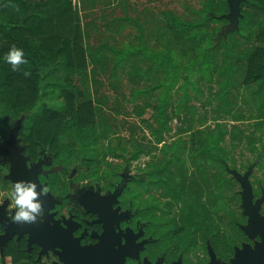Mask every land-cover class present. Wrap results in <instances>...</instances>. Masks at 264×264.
Returning a JSON list of instances; mask_svg holds the SVG:
<instances>
[{
  "label": "flooded vegetation",
  "instance_id": "flooded-vegetation-1",
  "mask_svg": "<svg viewBox=\"0 0 264 264\" xmlns=\"http://www.w3.org/2000/svg\"><path fill=\"white\" fill-rule=\"evenodd\" d=\"M215 3L222 28H230L227 16L236 7L231 0ZM238 6L236 28H264V0H239ZM25 121L0 134V182L32 181L37 191L41 182L53 192L41 197L43 219L31 224L11 222L10 202L0 196V264H233L238 250L253 246L240 222V192L232 206L221 191L232 176L221 143L186 150L201 157L199 166L174 154L163 161L171 164L144 166L140 178L114 165L87 164L84 174L74 167L79 152L62 147V133L50 143L36 123ZM85 180L91 183L84 186Z\"/></svg>",
  "mask_w": 264,
  "mask_h": 264
},
{
  "label": "rangeland",
  "instance_id": "rangeland-1",
  "mask_svg": "<svg viewBox=\"0 0 264 264\" xmlns=\"http://www.w3.org/2000/svg\"><path fill=\"white\" fill-rule=\"evenodd\" d=\"M206 1L103 0L92 3L90 0H79V15L88 35L87 49H101L108 58L103 67L89 68L90 93L87 92L95 103L98 122L105 127L108 136L100 139L92 150L83 155L74 133L63 132L60 138L65 149L75 145L80 155L74 167H79L82 173L86 174L84 166L88 164L87 161H91L102 165L104 170L108 165L120 166L140 178L144 166L162 163L167 155L181 156L184 164H203L199 155L192 157L186 151L191 148L192 136L200 133L195 138L199 142L198 137L207 138L208 132L216 135L217 131L222 130L227 136L221 142V147L227 150L225 156L232 176L229 177L230 184L221 191L232 200V206H235L234 197L240 192V222L247 227L249 222L245 218L242 198L244 187L235 177L241 178L249 173V180L255 190V202L264 198V89L260 90L257 84H245V62L234 58L233 62L240 67V71L234 80L235 86L228 89V103H225L222 95L225 78L220 76L225 63V50H215L223 39L230 43L234 53H255L264 48V41L258 39L260 29H245L247 36L242 38L234 35L238 30L235 19H230L233 26L224 29L220 23L222 15L211 13L217 22L212 23L210 28L216 30L217 38L213 45L211 41H206L202 50L215 51V62L214 69L203 72L194 69L190 73L181 71L176 75L175 70L167 67L160 69L158 63L152 65L144 54H131L127 56V61L117 66L115 64L118 55L113 50L132 53L146 45L150 54L162 53L168 46L169 50H173L175 62L191 65L189 60L192 53L183 56L172 36L167 33L166 15L172 13L183 20L193 21L196 16L192 11L202 10ZM105 46L110 49H105ZM199 56L202 57V52ZM78 79L75 75L73 81ZM257 88L261 91L260 95L256 94ZM164 105L167 106L170 130L164 135L163 142L156 144L158 135L151 126L157 127L158 108ZM20 119L27 120V117ZM9 129L2 128L0 134ZM135 145L153 146L152 156L133 160ZM112 148L116 156L111 153ZM233 165L238 166V169H233ZM8 185L0 182V193ZM214 189H217L216 185ZM159 196L162 197V193ZM164 202L162 199V203L166 204ZM262 206L261 216L264 217V203ZM252 240L254 247L260 243L255 237Z\"/></svg>",
  "mask_w": 264,
  "mask_h": 264
},
{
  "label": "trees",
  "instance_id": "trees-1",
  "mask_svg": "<svg viewBox=\"0 0 264 264\" xmlns=\"http://www.w3.org/2000/svg\"><path fill=\"white\" fill-rule=\"evenodd\" d=\"M96 1L103 2L90 0L92 3ZM216 1L207 0L202 10H193L196 16L193 21L183 20L172 13L166 15L167 33L172 36L183 56L192 53L189 60L191 65L175 62L173 50H169L168 46L162 53L150 54L144 45L132 53L113 50L118 55L116 66L127 61V56L131 54H144L152 65L158 63L160 69L167 67L175 70L176 75L181 71L190 73L194 69L203 72L214 69L215 51L224 48L225 63L220 71V76L225 78L222 94L224 102L228 103V89L235 86L234 80L240 71V67L233 62L234 58L245 62V84H257L260 90L264 89V49L237 54L228 41L221 39L215 51L202 50L206 41H211V45L216 42L217 32L210 27L217 20L211 13L216 16L223 14L215 9ZM79 7V0H0V131L2 128L9 129L13 121L26 116V124L36 123L37 134L50 143L54 135L74 133L83 155L92 150L100 139L108 136L105 127L98 122V112L91 94H87L90 87L89 68L103 67L108 58L101 49H87L88 35L79 15ZM244 15L246 20L250 19L251 14ZM245 29L248 28L240 27L234 35L246 37ZM259 29L258 39L264 41V28ZM13 45L23 48L29 61L15 72L2 60ZM105 49L110 48L105 46ZM201 52L202 57L199 56ZM25 71L30 72V75L25 76ZM75 75L79 77L77 81H73ZM260 90L257 88L256 94L260 95ZM166 109V105L158 108L157 127L151 126L158 135L156 144H161L164 135L170 130ZM198 134L192 136L191 148L200 146L206 150L217 149L227 136L222 130L217 131L216 135L208 132L207 138L198 137L197 142L195 138ZM152 147L135 145L132 159H139ZM75 148L74 144L67 147L70 150ZM110 151L116 156L113 148ZM87 163L98 164L91 161Z\"/></svg>",
  "mask_w": 264,
  "mask_h": 264
},
{
  "label": "clouds",
  "instance_id": "clouds-1",
  "mask_svg": "<svg viewBox=\"0 0 264 264\" xmlns=\"http://www.w3.org/2000/svg\"><path fill=\"white\" fill-rule=\"evenodd\" d=\"M5 64L11 66L13 72L20 69L21 65L29 63L25 51L21 47L13 45L7 53L2 57ZM25 76H29L30 72L25 71ZM40 182V180H39ZM84 186L91 182L85 180ZM37 183L32 181H15L11 182L7 189L0 193L3 201L8 200L10 212L7 213L11 222L17 224L35 223L38 218L43 219L44 208L41 202V197L53 192L51 185L42 184L40 182V190L37 191ZM3 203H0L2 205ZM14 211V215H13ZM3 229L0 228V235H3Z\"/></svg>",
  "mask_w": 264,
  "mask_h": 264
},
{
  "label": "water",
  "instance_id": "water-1",
  "mask_svg": "<svg viewBox=\"0 0 264 264\" xmlns=\"http://www.w3.org/2000/svg\"><path fill=\"white\" fill-rule=\"evenodd\" d=\"M239 0H231V3L236 7L228 16V19L239 20ZM235 9V8H234ZM12 179V178H11ZM241 183L244 187L243 192V208L245 215L249 218V224L247 227L242 226V230L250 237H260L261 242L256 244L254 248L250 246H244L242 250H238L236 254V259L233 264H264V217L261 216V207L264 203V198L257 202H254V193L252 185L249 180V173L240 178ZM1 221V220H0ZM3 228L7 232V237H9V230L5 227L2 222Z\"/></svg>",
  "mask_w": 264,
  "mask_h": 264
}]
</instances>
